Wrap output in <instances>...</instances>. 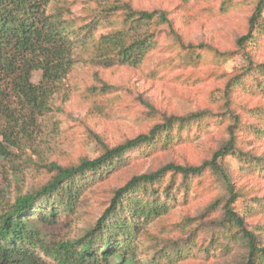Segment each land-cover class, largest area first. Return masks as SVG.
Returning <instances> with one entry per match:
<instances>
[{
	"label": "rangeland",
	"instance_id": "1",
	"mask_svg": "<svg viewBox=\"0 0 264 264\" xmlns=\"http://www.w3.org/2000/svg\"><path fill=\"white\" fill-rule=\"evenodd\" d=\"M96 1L104 5L115 0ZM122 1L138 9L169 12L185 46L193 48L185 51L162 33L158 47L136 67L103 70L86 62L75 65L51 96L48 111L37 116L28 135L17 133L16 147L8 146L10 156L1 161L0 209L6 207L5 202L11 204L47 184L55 175L52 164L67 168L94 160L104 147L147 133L170 116L207 115L173 129V144L158 141L141 147L116 160L108 172L102 171V181L91 187L74 214L61 213L54 226L39 225L48 241L73 240L92 229L108 205L111 190L132 176L169 163L198 166L228 141L230 122L221 115L223 87L230 75L246 66L244 51L236 41L246 34L254 0ZM59 5L69 7L67 17L74 28L91 20L96 6L93 0H52L49 10ZM261 17L255 41L245 49L257 63H264V10ZM254 78L262 81L252 73L229 96L230 108L239 113L241 125L236 153L219 163L234 191L241 192L230 208L243 216L257 246L264 248V137L258 138L249 128L261 122L264 131V85L257 87ZM40 80L41 73L33 72L32 83ZM0 142L6 144L1 137ZM147 188L157 190L156 200L171 209L136 231L132 240L135 260L143 264L247 263L241 234L224 218L230 193L220 177L210 170L187 179L168 174Z\"/></svg>",
	"mask_w": 264,
	"mask_h": 264
},
{
	"label": "trees",
	"instance_id": "2",
	"mask_svg": "<svg viewBox=\"0 0 264 264\" xmlns=\"http://www.w3.org/2000/svg\"><path fill=\"white\" fill-rule=\"evenodd\" d=\"M51 1L0 0V137L7 144L0 142V169L2 159L10 156L8 146H17V133L28 135L37 116L48 111L51 96L78 63L86 62L103 70L115 66L136 67L158 47L162 33L185 51L193 48L185 46L167 11L138 9L122 0L104 5L93 0L96 5L93 18L74 28L67 17L71 14L69 7L59 5L49 10ZM263 10L264 0H254L246 34L236 41L238 49L244 51L246 66L225 81L221 115L230 122L228 141L209 160L198 166L169 163L153 172L132 176L111 190L108 205L92 229L76 239L64 241L46 240L39 225L54 226L61 213L74 214L91 187L102 181V171L108 172L123 155L158 141L173 144V129L198 122L207 113L165 118L147 133L112 148L104 147L94 160H83L67 168L52 164L50 169L55 175L47 184L17 197L11 204L5 202L6 207L0 209V264H129L130 257L133 264H143L133 256L132 240L136 231L167 215L171 209L156 200L157 190L147 187L159 183L168 174L187 179L201 175L204 170H210L227 185L230 197L224 206V218L244 240L246 264H264V248L257 246L256 237L246 229L243 216L230 208L241 192L234 191L227 171L219 163L236 153L241 125L239 113L230 108L229 96L252 73L262 78V81L254 78L257 87L264 85V63L254 62L245 51L255 41ZM98 29L100 33L95 35ZM33 72L41 73L36 85L31 81ZM261 125V122L249 125L258 138L264 137Z\"/></svg>",
	"mask_w": 264,
	"mask_h": 264
}]
</instances>
